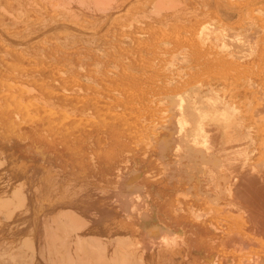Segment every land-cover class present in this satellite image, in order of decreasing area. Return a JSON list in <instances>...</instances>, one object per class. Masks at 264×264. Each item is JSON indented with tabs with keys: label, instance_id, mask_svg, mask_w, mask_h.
Listing matches in <instances>:
<instances>
[{
	"label": "rangeland",
	"instance_id": "obj_1",
	"mask_svg": "<svg viewBox=\"0 0 264 264\" xmlns=\"http://www.w3.org/2000/svg\"><path fill=\"white\" fill-rule=\"evenodd\" d=\"M41 1L42 0H0V21H2V25L4 26H0V41L3 43V48H0V101L4 102V104L1 105L6 111L9 110L16 114L14 107L6 102L20 99L23 100V103L27 104L29 101H32L35 106L37 105L35 109L37 114L40 115L35 128L42 134L41 137L25 138L17 141V150L22 160L20 163L22 172L19 178L15 179L16 181L13 183L19 188L21 198L24 196L29 198L33 202L35 209L37 208L43 211L36 220V232L31 236L15 237L10 234L7 229L0 226V264H121V262L123 264H264V0H173L174 3H178V1L181 2V5H178L179 7L174 5L177 7L176 9L174 7L169 8V2L171 0H166L169 3V5H167L168 7L166 6V1L162 3L165 4L167 10L168 8L171 10L167 11L165 8H162L166 10L164 12L163 10L160 12L159 10L161 9L160 1L162 0H115L114 3L117 2L120 8L125 11L128 10L126 7H132L130 11L133 10V6L135 5V12L132 11L130 13L128 11V13L126 11L125 14L123 10L120 9H117L116 12L106 11L113 0H111L112 2L107 0L106 4L104 0H98L95 3V5L98 3L96 7L92 4L94 1L87 0L88 4L86 6H89V12L92 11L90 12L92 14L89 18H81L77 11L74 10L68 12V17H60L61 12H64V8L70 9L79 2V0H64V2L63 0ZM134 1L135 4L132 3ZM152 1L153 3L155 2V4H153ZM151 3L156 5V7L151 6ZM58 4L61 7L58 6ZM124 4L126 6H124ZM152 7L158 8L160 13L157 12L154 15L155 11H153V14H151L150 9L153 10ZM96 8H98V10H96ZM172 9L175 10L172 11ZM215 9L217 11H215ZM119 11L121 12L119 13ZM137 12H141L142 14L140 13L141 15H139ZM173 13L175 14L173 15ZM110 14L112 15L111 18ZM33 16L34 18H32ZM96 16H106L109 18H106L107 21ZM142 23L144 25H142ZM205 23H211L209 26L211 27V32L207 29L208 24L206 25L207 27H205ZM114 24H116L117 30L115 33H112L111 27ZM50 25H52V27ZM171 25H174V27L176 26V28ZM202 25L203 28L201 27ZM252 25L254 26L252 27ZM50 28L51 30H49ZM154 28L158 29V31ZM173 28L175 30H172ZM178 28L181 29L178 30ZM186 28H189L188 30L190 31H187ZM198 28V32L201 35L197 33L199 35L197 38L196 32ZM95 29H97L98 32L100 30L99 34ZM163 29L165 32H169V29H171L170 32H173L172 35H170V32L167 34L164 32L162 34ZM194 29H196V32ZM256 30L258 33L255 32ZM180 31L186 32L182 33ZM91 32H93V36ZM194 32L195 36L192 35ZM245 32L248 33L246 34ZM239 33H244L246 36L244 34V37L243 35L240 36ZM31 34L33 35L32 38ZM178 34L182 38H180ZM186 34H188V36ZM5 35H11V37ZM155 35L157 40L156 38L152 39ZM159 35L161 36L159 37L160 41H158ZM164 35L165 37H162ZM166 35L170 37L166 38ZM173 35L177 37H171ZM33 37H35V39H33ZM183 37H185V40ZM189 37H191L190 40ZM20 38H23V40H20ZM172 38L179 39L169 40ZM182 39L184 41H182ZM218 39L224 42L223 45H226L224 46L225 48L220 47L222 41ZM152 40H154L153 46L150 45ZM188 40L190 46L187 43ZM191 40L194 42L204 41V47L202 42L194 44V42L191 43ZM140 41L143 46H140ZM162 42L166 43L165 48V44ZM239 42H241V44L244 42L242 44H245L244 47L242 45L240 46ZM233 43H239V45H234ZM137 44H139V47ZM178 44H181V47L180 45L178 46ZM191 44L197 47H195L196 51L193 55L189 51L192 47ZM196 44H198V46ZM217 45H219V47H217ZM123 47L128 48L133 53L131 59L125 56L123 50H120ZM172 48H174V50H171ZM243 52L246 53L243 54ZM174 53L176 55H174ZM181 53L182 55H180ZM208 53L209 55H207ZM230 53L231 56H229ZM138 54L140 55L139 57ZM177 54H179V56ZM237 55H240L242 58ZM180 56L181 58H179ZM232 56L240 59L238 60L240 65H229L228 62L233 60ZM140 57H142L141 59L143 60L139 62ZM46 59H48V61ZM149 61L152 64L148 63ZM168 63L171 64L170 66L174 71L170 68ZM163 64L165 65L164 67H167L166 69L163 67ZM29 65H31V67ZM26 66L29 68H26ZM215 68H227L226 73L228 81L234 79L237 82H248L254 85L251 91L252 95H250L249 99L252 102L255 100L257 101V103H253L255 106L254 112L256 116L258 115L257 120L258 118L260 120L258 130L255 123L250 118H246L243 115L238 116L239 125L237 129L240 131H236L233 138L228 137L229 139H225L223 144L219 141L217 145L218 148L216 153L217 156L220 157L218 160L221 161L218 163L219 167H215L216 169L213 168L210 170L207 166L202 167V165L193 166L190 165L186 159L181 160L175 158L173 152L177 151L178 148L175 144H171L170 148L168 147L165 150L163 157L162 154L159 153L161 152L159 148L149 145V139L144 133H138L133 136H114L109 133V129L106 128L110 127L109 123H111V121L95 119V105L93 102L97 100V97L105 99L107 96L110 97L119 94L118 91L120 87H122V89L129 87L127 88L128 90L132 89L135 85L138 88L135 86L134 92L136 93H134V95L138 94L137 96L142 97L146 94V97H150L149 99L154 102L152 103L153 109L157 106L159 109L163 107V111L162 109L160 111L158 108H155L163 113L165 109L168 108V111L163 113L164 115L172 113L171 108L176 99H174V97H177V95L187 96L192 93V88L190 87L194 85L202 91L206 90L209 86H213L215 96L223 98L226 105L236 109L237 106H234L228 96V90H233L235 87L233 85L228 86L226 84L227 81H224L223 78L217 75V72L214 73L212 69ZM158 69L160 72H157ZM169 69H171V74ZM183 69L187 71H182L181 73ZM55 70H57V72ZM122 70H124L125 73H123L124 71L121 72ZM165 70L166 72H164ZM241 70H244V72ZM198 71L202 72L200 73L201 75L198 74ZM205 73L209 74L208 77L207 74L204 75ZM185 74H187L186 77H184ZM188 75L190 77H188ZM191 77L194 78L192 79ZM163 78L165 79L164 82ZM180 78L185 81L187 80L186 88H184L186 83L180 80ZM154 79L157 82L154 81ZM150 80L151 82H149ZM166 80L168 85L165 83ZM176 81L178 82L174 85ZM69 83L70 86H68ZM113 86H116V89H114ZM172 86H174V88H172ZM165 87L167 90L163 91L166 89ZM32 88L34 92L29 93ZM169 88L172 89L170 90ZM177 88H179V90H177ZM194 88L195 86L193 89ZM137 89H139L138 92ZM157 89H163L162 92L165 93L164 95H167L169 99L166 98L167 96L162 95L163 93ZM169 90L170 93H168ZM174 91L175 93H173ZM148 92H152V94L148 96ZM159 93L161 94L159 95ZM153 94L159 96L152 98V96H154ZM161 95L166 99L161 97ZM80 97H82V100ZM157 97L158 99H156ZM164 99L165 101L167 100V104L164 103ZM165 104L167 105L166 107H164ZM155 109L151 111L158 115L159 112H155ZM103 110L101 111L102 113H100L101 116L110 113L108 108H104ZM163 114L160 113L158 117L163 116ZM236 114L238 115V110ZM260 114H262V117ZM97 123L98 125L100 124L99 127L96 126ZM83 126H85L86 129L84 135L80 137H76L73 134L70 137L65 136L66 131L79 132L80 129L84 128ZM98 132H100V140L97 138ZM212 136L215 137V133H207L204 144L201 146L204 147L203 150L205 149V152H209V148L213 146L214 142L212 141ZM236 140L238 141L236 142ZM261 145H263V147ZM223 150L225 153H222ZM227 158L232 161L228 162ZM241 160H243V163ZM11 167L12 165L6 160L5 154L0 151V172H6L10 170ZM201 168L204 169L205 173H203V169ZM213 170L216 171L214 172ZM215 173H217V175ZM207 175L210 176H208V178H211L210 181L212 185L218 186L219 189L212 192L209 197L205 196L206 198L203 197L198 199L194 195L198 192V187L203 183L202 180L204 177H207ZM223 175L227 177L224 178ZM179 180L183 182L180 188H183L185 185L192 187L186 194L183 190L180 193L172 190V187L179 185L177 183ZM6 182L9 183L11 181L7 179ZM241 182L245 183L243 184ZM127 184L135 186L141 193L135 190L132 195H127L129 193V189L126 187ZM243 185L245 188L242 187ZM229 189H231L230 192ZM136 192L143 196L136 195ZM237 192L239 193L237 194ZM124 196H128L126 197L127 199H125ZM136 196L137 198L144 197L147 203H145L142 198H139L141 203H138L139 200ZM117 199L121 202L119 203ZM131 199L132 203L136 204L133 206L136 207H131ZM48 201L55 203V206L48 207ZM215 201L216 203H213ZM11 204L7 203L5 204L6 206H1L2 208H7V210H5V208H3L4 210L2 208L0 209L1 224L9 223L8 215L13 213L12 211L16 210L17 207L24 210L23 204H21L22 207ZM123 204L125 207L122 206ZM121 207L124 213L121 211ZM67 209H71L72 211H68ZM148 209H150V212ZM63 211H65L67 215H63ZM69 212H72L73 218L76 217L72 219L74 222L76 221V224L71 220L72 216L68 218L70 216ZM128 212L132 214H128ZM136 214L139 219H135ZM194 215H196L197 218ZM63 216H66V218ZM61 217H63L67 223L63 218L61 219ZM5 219L7 220L5 221ZM135 220L136 222L139 220L140 223L139 221L136 223ZM146 220L149 221L147 222ZM69 221L71 223L73 222L76 226L78 224L80 228L78 226L74 227V230L77 229L74 232L73 229H70L74 224H71ZM83 221H86L85 224ZM145 221L147 222L146 224ZM81 222L83 224H81ZM64 223H66L67 230L65 229ZM157 223L158 225L152 226ZM241 224L242 226H239ZM28 225L29 220L24 218L19 226L25 229ZM144 226L146 228H149V226L150 228H154L155 233H153V231L146 234L144 230L146 228H144ZM157 228L159 229L157 230ZM68 230L73 232L69 233ZM159 230H162L164 234L161 233V235V231L159 232ZM80 231L81 233H79ZM138 231H141V233H139L143 240L139 239L140 234ZM159 235H161V239L158 238ZM171 236L172 239H170ZM222 236L223 238H221ZM89 237H93V239L96 238V240L90 241L93 239H89ZM25 238L27 241H24ZM120 238L124 239L125 242L123 240V243ZM237 238L239 239L237 240ZM147 239L154 243L156 242V246L151 242V244H148L150 247L149 250H146L145 246L148 245H142L145 242L144 240ZM173 239L174 241H171ZM21 240L22 243H20ZM139 240L143 241L142 244H140L141 242L138 243ZM227 240H229L230 243ZM118 241L122 243V247L119 245L120 243H118ZM127 241L131 243L127 244V246L129 247L128 249L132 250L128 253L129 257L132 256V259H128V255L125 254L129 252V250L127 251L126 249ZM147 241L146 243H149V241ZM157 241H162L163 243L160 242V245H163H158L159 242ZM248 241L252 242L249 243ZM176 243L178 245H175ZM21 244L24 245V247ZM75 244H77L76 246L78 249ZM139 244L141 246H138ZM132 245L134 246L132 247ZM101 246H104L105 249H103L105 253H103ZM137 246L139 248L141 247V249H137ZM223 246L226 247L224 248ZM229 247H232V249ZM99 249H102L103 254ZM123 250L125 253H122ZM134 250L138 251L135 253ZM120 252L127 259H123ZM141 252H143L142 255ZM94 253L96 255H94ZM141 256L143 257L141 258ZM133 257L134 259L136 258L137 261H134ZM115 258H117L119 262L116 261ZM129 261L130 263H128Z\"/></svg>",
	"mask_w": 264,
	"mask_h": 264
},
{
	"label": "bare ground",
	"instance_id": "obj_2",
	"mask_svg": "<svg viewBox=\"0 0 264 264\" xmlns=\"http://www.w3.org/2000/svg\"><path fill=\"white\" fill-rule=\"evenodd\" d=\"M43 1V0H42ZM41 1V2H42ZM75 1V0H74ZM92 1H94V3H92L93 5H95V3L98 1V0H92ZM105 1V4H106V1L107 0H104ZM104 1H102V2H104ZM111 1V0H110ZM114 1L115 0H113V2L109 5V7L107 8V12L108 11H114V12H116L117 11V9L119 10H123V9H121L120 8V5L116 2V3H114ZM129 1H131V0H129ZM144 1V0H143ZM160 1V0H159ZM165 1L166 0H162V1H160V8L161 9H159L160 10V12L163 10L162 8H167L168 6L167 5H169V3H170V5H169V8L170 7H174L175 9L177 8V7H179L180 5H181V2L180 1H178V3H174V1H176V0H171L169 3L166 1V6H165ZM173 1V2H172ZM215 1V0H214ZM23 2V1H22ZM50 2V1H49ZM48 2V3H49ZM63 2H64V0H63ZM62 2V3H63ZM66 2V1H65ZM139 2V1H138ZM162 2H164V3H162ZM230 2V1H229ZM241 2V1H240ZM58 3V2H57ZM132 3H134L135 4V1L134 2H132ZM145 3H147V2H145ZM152 3H153V1H152ZM151 3V4H152ZM215 3V2H214ZM231 3V2H230ZM236 3V2H235ZM243 3V2H242ZM88 3H87V0H81V2H80V0H79V2H77L73 7H71L70 9H68V8H64V12H61V15H60V17H68V12L69 11H71V10H74V11H77V13L80 15V17L81 18H89L90 16H91V14L92 13H90V12H92V11H90L89 12V6H86ZM98 4V3H97ZM96 4V5H97ZM101 4H103V3H101ZM108 4V3H107ZM121 4V3H120ZM126 4V3H125ZM124 4V6H126ZM153 4H155V2L153 3ZM151 5V6H155L156 7V5ZM163 4V5H162ZM173 4V5H172ZM249 4V3H248ZM27 5H28V3H27ZM70 5V4H69ZM68 5V6H69ZM96 5H95V7H96ZM128 5V4H127ZM174 5H177V7L176 6H174ZM179 5V6H178ZM58 6H60L59 4H58ZM58 6H57V8H58ZM103 6V5H102ZM108 6V5H107ZM121 6H123V5H121ZM133 6V5H132ZM135 6V5H134ZM134 6H133V10H131L130 11V9H132V7H126V8H128V10H126L127 12L129 11L130 13L132 12V11H134L135 12V10L136 9H134ZM164 6V7H163ZM61 7V6H60ZM104 7V6H103ZM152 7V9L153 10H151L150 9V11H151V14H153V11H155L154 12V15L158 12V13H160L159 12V10H158V8H153ZM56 8V7H55ZM168 8V10H171V9H169ZM181 8H182V6H181ZM239 8V7H238ZM93 9V8H92ZM156 9H157V11H156ZM175 9H172V11H174ZM184 9V8H183ZM96 10H98V8H96ZM167 10V9H166ZM166 10H163V12L164 11H166ZM167 10V11H168ZM126 11L125 10H123V12H124V14L126 13ZM138 11V10H137ZM149 11V12H150ZM177 11V10H176ZM189 11V10H188ZM215 11H217L216 9H215ZM236 11V10H235ZM4 12L6 13V11H5V9H4ZM100 12H102V11H100ZM111 12V13H112ZM121 11H119V13H120ZM128 12V13H129ZM196 12V11H195ZM240 12H242V11H240ZM137 13H139V15H141L142 13L141 12H137ZM141 13V14H140ZM206 13V12H205ZM239 13V12H238ZM95 14V13H94ZM146 14V13H145ZM175 13H173V15H174ZM203 14V13H202ZM215 14V13H214ZM10 15V14H9ZM70 15V14H69ZM111 15V14H110ZM109 15V16H110ZM11 16V15H10ZM115 16V15H114ZM143 16H144V14H143ZM96 17H98V18H103V20H107L109 17H99V16H96ZM112 17V15L110 16V18ZM136 17V16H135ZM32 18H34V16L32 17ZM31 18V19H32ZM107 18V19H106ZM117 18V17H116ZM118 18H120V17H118ZM121 18H125V17H121ZM48 19V18H47ZM237 19H239V18H237ZM262 19V18H261ZM102 20V21H103ZM133 20H134V18H133ZM132 20V21H133ZM194 20V19H193ZM214 20V19H213ZM221 20V19H220ZM108 21V20H107ZM137 21V20H136ZM224 21V20H223ZM222 21V22H223ZM262 21V20H261ZM104 22H106V21H104ZM135 22V21H134ZM137 22H139V21H137ZM205 22V21H204ZM207 22V21H206ZM211 22V21H210ZM214 22V21H213ZM99 23H100V21H99ZM98 23V24H99ZM108 23V22H107ZM110 23V22H109ZM140 23V22H139ZM138 23V24H139ZM168 23V22H167ZM212 23V22H211ZM210 23V24H211ZM231 23V22H230ZM26 24V23H25ZM38 24V23H37ZM52 24V23H51ZM61 24V23H60ZM63 24H66V23H63ZM97 24V25H98ZM141 24V23H140ZM196 24V23H195ZM202 24V23H201ZM204 24V23H203ZM208 23H205V27H207L206 25H207ZM210 24H208V27L210 26ZM221 24V23H220ZM224 24V23H223ZM28 25V24H27ZM57 25V24H56ZM67 25V24H66ZM111 25V24H110ZM142 25H144L143 23H142ZM199 25V24H198ZM235 25V24H234ZM0 26H3L2 25V21H0ZM51 27H52V25H50ZM53 26H55V25H53ZM131 26V25H130ZM169 26V25H168ZM172 26V25H171ZM182 26V25H181ZM186 26V25H185ZM191 26V25H190ZM200 26V25H199ZM198 26V27H199ZM212 26V25H211ZM220 26V25H219ZM254 25H252V27H253ZM4 27V26H3ZM65 27H67V26H65ZM99 27V26H98ZM104 27V26H103ZM106 27H107V25H106ZM123 27H125V26H123ZM123 27H122V29H123ZM147 27V26H146ZM150 27V26H149ZM166 27H167V25H166ZM165 27V28H166ZM170 27V26H169ZM172 27H174V25L172 26ZM184 27V26H183ZM189 27V26H188ZM202 28H203V25L201 26ZM204 27V28H205ZM207 27V29H209V31H210V28L211 27H209L208 28ZM60 28H63V27H60ZM70 28H71V26H70ZM89 28V27H88ZM94 28V27H93ZM97 28V27H96ZM130 28V27H129ZM156 28H158V27H156ZM162 28V27H161ZM174 28H176V26L174 27ZM172 29V30H175V29ZM190 28V27H189ZM188 28V29H189ZM200 28V27H199ZM199 28H198V30H197V32L195 31L196 29H194V31L196 32V34L197 33H199L198 31H199ZM201 28V29H202ZM220 28V27H219ZM233 28V27H232ZM259 28V27H258ZM64 29V28H63ZM79 29V28H78ZM91 29V28H90ZM98 29V28H97ZM97 29H95V30H97ZM105 29V28H104ZM111 31H112V33H115V31L117 30V27H116V24H114L112 27H111ZM155 29V28H154ZM154 29H152V30H154ZM181 28H178V30H180ZM185 29V28H184ZM187 29V28H186ZM187 29V31H190V30H188ZM200 29V30H201ZM206 29V28H205ZM215 29H217V28H215ZM226 29V28H225ZM228 29V28H227ZM257 29V28H256ZM49 30H51V28L49 29ZM68 30V29H67ZM84 30V29H83ZM102 30H103V28H102ZM101 30V31H102ZM107 30V29H106ZM155 30H157L158 31V29H155ZM170 31H171V29H169ZM204 30V29H203ZM243 30V29H242ZM258 30V29H257ZM257 30L255 31V32H257ZM2 31V30H1ZM40 31V30H39ZM48 31V30H47ZM46 31V32H47ZM81 31V30H80ZM92 31H94V30H92ZM108 31H109V29H108ZM147 31V30H146ZM148 31H150V30H148ZM161 31V30H160ZM167 31H168V29H167ZM169 31V32H170ZM177 31V30H176ZM176 31H174V32H176ZM212 31V30H211ZM210 31V32H211ZM214 31V30H213ZM217 31V30H216ZM223 31V30H222ZM230 31V30H229ZM235 31V30H234ZM36 32V31H35ZM42 32H44V31H42ZM98 34H99V32H100V30H99V32H98V30L96 31ZM142 32H144V31H142ZM162 32V31H161ZM160 32V33H161ZM165 32V30L163 29V32H162V34ZM169 32H165V34H167V33H169ZM178 32V31H177ZM180 32H182V33H185V32H183V31H180ZM191 32H193V31H191ZM195 32H194V34H192V35H194L195 36ZM240 32V31H239ZM38 33V32H37ZM40 33V32H39ZM69 33V32H68ZM92 33L93 32H91V35H92ZM171 34L170 35H172V33L173 32H170ZM190 33V32H189ZM207 33H208V31H207ZM221 33H223V32H221ZM246 33V32H245ZM248 33V32H247ZM246 33V34H247ZM258 33V32H257ZM79 34V33H78ZM123 34V33H122ZM157 34H158V32H157ZM176 34V33H175ZM218 34V33H217ZM235 34V33H234ZM240 34V36L241 35H243V34H241V33H239ZM246 34H244L245 36H246ZM2 35H3V33H2ZM34 35H36V34H34ZM41 35H42V33H41ZM79 35H82V34H79ZM132 35V34H131ZM169 35V34H168ZM179 35V34H178ZM187 36H188V34H186ZM199 35H201L200 33H199ZM199 35L197 34L196 36H197V38L199 37ZM224 35V34H223ZM226 35V34H225ZM231 35H233V34H231ZM230 35V36H231ZM244 35H243V37H244ZM5 36H9V35H5ZM16 36V35H15ZM32 34H31V38H32ZM89 36V35H88ZM93 36V35H92ZM149 36L151 37V35L149 34ZM167 36V35H166ZM180 36V35H179ZM183 36V35H182ZM190 36V35H189ZM204 36V35H203ZM209 36V35H208ZM214 36V35H213ZM218 36V35H217ZM222 36V35H221ZM9 37H11V35L9 36ZM36 37V36H35ZM35 37H33V39H35ZM159 37H161L160 35L158 36V38ZM162 37H165V35L164 36H162ZM168 37H170V36H167L166 38H168ZM171 37H177V36H175V35H173V36H171ZM191 37H193V36H191ZM191 37H189V40L191 39ZM211 37V36H210ZM3 38V37H2ZM6 38V37H5ZM134 38H135V36H134ZM154 38H156V40H157V37H156V35H155V37H152V39H154ZM180 38H182L181 36H180ZM184 38V40H185V37H183ZM196 38V37H195ZM207 38V37H206ZM223 38H224V36H223ZM222 38V39H223ZM247 38V37H246ZM32 39V40H33ZM136 39V38H135ZM147 39H148V37H147ZM151 39V38H150ZM165 39V38H164ZM173 39H175V38H172V39H169V40H173ZM179 39V38H178ZM178 39H175V40H178ZM193 39V38H192ZM201 39V38H200ZM209 39V38H208ZM207 39V40H208ZM1 40V39H0ZM20 40H23V38L21 39L20 38ZM31 40V39H30ZM37 40V39H36ZM137 40V39H136ZM155 40V41H156ZM183 39H182V41H184ZM189 40H188V45L190 44V42H189ZM210 40V39H209ZM209 40H208V42H209ZM218 40H220V41H222L221 39H218ZM245 40V39H244ZM7 41H10V40H7ZM150 41V40H149ZM158 41H160V38H159V40ZM196 41V40H195ZM213 41H215V40H213ZM231 41V40H230ZM26 42V41H25ZM141 42V41H140ZM139 42V43H140ZM146 42V41H145ZM177 42V41H176ZM194 41L193 40H191V43H193ZM200 42V41H199ZM199 42H194V44L195 43H199ZM202 42V41H201ZM200 42V43H201ZM204 42V41H203ZM203 42H202V45H203V47H204V44H203ZM232 42V41H231ZM236 42V41H235ZM234 42V43H235ZM247 42V41H246ZM245 42V43H246ZM251 42V41H250ZM28 43V42H27ZM26 43V44H27ZM99 43V42H98ZM154 43V40H152V43L150 44V45H152ZM163 44H165L164 45V48H165V46H166V43H164V42H162ZM161 43V44H162ZM179 43V42H178ZM212 43H214V42H212ZM215 43H217L216 41H215ZM223 41H222V45L220 46V47H224V46H226V45H223ZM226 43V42H225ZM233 43V44H234ZM240 43V46L244 43H242L241 44V42H239ZM239 43H236V44H234V45H239ZM25 44V43H24ZM47 44V43H46ZM123 44V43H122ZM148 44V43H147ZM158 44H160V43H158ZM182 44V43H181ZM181 44H178V46L180 45V47H181ZM227 44H228V42H227ZM232 44V45H233ZM15 45V44H14ZM21 45V44H20ZM19 45V46H20ZM102 45V44H101ZM124 45V44H123ZM139 44H137V46H138ZM146 45V44H145ZM149 45V44H148ZM184 45H185V43H184ZM197 46H198V44H196ZM245 45V44H244ZM244 45H242L243 47H244ZM253 45V44H252ZM22 46H23V43H22ZM27 46V45H26ZM107 46V45H106ZM140 46H143V44H142V42H141V44H140ZM153 46V45H152ZM159 46V45H158ZM177 46V45H176ZM176 46H175V48H176ZM177 46V47H178ZM186 46V45H185ZM190 46V45H189ZM191 48L189 49V51H190V53L193 55V53H195V51H196V46L195 45H192L191 44ZM231 46V45H230ZM229 46V47H230ZM139 47V46H138ZM174 47V46H173ZM196 47V48H195ZM217 47H219V45H217ZM228 47V48H229ZM251 47V46H250ZM263 47H264V45H263ZM0 48H3V43H2V41H0ZM171 48V47H170ZM225 48V47H224ZM223 48V49H224ZM231 48V47H230ZM233 48V47H232ZM252 48V47H251ZM156 49H158V48H156ZM155 49V50H156ZM182 49V48H181ZM207 49V48H206ZM210 49V48H209ZM208 49V50H209ZM233 49H235V48H233ZM241 49H242V47H241ZM254 49V48H253ZM120 50H123L124 52H125V56L127 57V58H129V59H131L132 57H133V53L128 49V48H121ZM146 50V49H145ZM150 50H151V48H150ZM171 50H174V48H172ZM198 50V49H197ZM226 50V49H225ZM99 51H100V49H99ZM147 51V50H146ZM157 51V50H156ZM165 51V50H164ZM222 51V50H221ZM241 51H244V50H241ZM251 51V50H250ZM171 52V51H170ZM185 52V51H184ZM200 52V51H199ZM198 52V53H199ZM203 52H205V51H203ZM210 52V51H209ZM152 53V52H151ZM176 53H178V52H176ZM180 53V52H179ZM186 53V52H185ZM219 53V52H218ZM224 53V52H223ZM229 53V52H228ZM246 52H243V54H245ZM253 53V52H252ZM3 54V53H2ZM20 54V53H19ZM163 54H165V53H163ZM197 54V53H196ZM205 54V53H204ZM203 54V55H204ZM217 54V53H216ZM233 54V53H232ZM250 55H252L251 53H249ZM162 55V54H161ZM174 55H176L175 53H174ZM173 55V56H174ZM178 56H179V54H177ZM180 55H182V53L180 54ZM207 55H209V53L207 54ZM227 55V54H226ZM234 55V54H233ZM55 56V55H54ZM124 56V57H125ZM140 55L138 54V57H139ZM142 56V55H141ZM153 56V55H152ZM159 56H160V54H159ZM158 56V57H159ZM166 56V55H165ZM201 56V55H200ZM213 56V55H212ZM229 56H231V53L229 54ZM237 56H240V55H237ZM120 57H121V54H120ZM143 57V56H142ZM142 57H140L139 59V62L141 61V60H143V59H141ZM168 57V56H167ZM202 57V56H201ZM204 57V56H203ZM214 57V56H213ZM212 57V58H213ZM241 57V56H240ZM249 57V56H248ZM179 58H181V56L179 57ZM217 58H219V57H217ZM225 58V57H224ZM232 58H233V60H230L228 63H229V65L231 66L232 64H233V66L234 65H240V62L238 61V60H240L238 57H233L232 56ZM235 58V59H234ZM242 58V57H241ZM31 59V58H30ZM81 59V58H80ZM136 59V58H135ZM134 59V60H135ZM161 59V58H160ZM208 59V58H207ZM221 59V58H220ZM33 60V59H32ZM47 61H48V59H46ZM156 60H159V59H156ZM162 60V59H161ZM160 60V61H161ZM163 60H165V59H163ZM169 60V59H168ZM182 60H184V59H182ZM217 60V59H216ZM237 60V61H236ZM155 61V60H154ZM180 61H181V59H180ZM226 61V60H225ZM138 62V61H137ZM167 62H169V61H167ZM184 62V61H183ZM182 62V63H183ZM148 63H150V61L148 62ZM154 63V62H153ZM160 63V62H159ZM162 63H163V61H162ZM170 63V62H169ZM168 63V64H169ZM212 63V62H211ZM210 63V64H211ZM222 63V62H221ZM226 63V62H225ZM20 64V63H19ZM140 64V63H139ZM142 64V63H141ZM150 64H152V63H150ZM194 64V63H193ZM219 64V63H218ZM217 64V65H218ZM258 64V63H257ZM171 64H169V66H170ZM185 65V64H184ZM189 65V64H188ZM221 65V64H220ZM259 65V64H258ZM258 65H257V67H258ZM30 67H31V65H29ZM125 66V65H124ZM147 66H149V65H147ZM146 66V67H147ZM152 66H154V65H152ZM165 65L163 64V67H164ZM168 66V65H167ZM219 66V65H218ZM227 66V65H226ZM262 66V65H261ZM24 67V66H23ZM34 67V66H33ZM58 67V66H57ZM127 67V66H126ZM149 67H151V66H149ZM189 67H190V65H189ZM213 67V66H212ZM26 68H29V67H27L26 66ZM37 68V67H36ZM41 68V67H40ZM61 68V67H60ZM59 68V69H60ZM129 68V67H128ZM165 69L167 68V67H164ZM170 68H172L171 66H170ZM200 68V67H199ZM25 69V68H24ZM23 69V70H24ZM57 69V68H56ZM156 69V68H155ZM179 69H180V67H179ZM207 69V68H206ZM226 69L227 68H219V69H217V68H215V69H212V71L214 72V73H216L217 72V75H219L221 78H223V80L224 81H227L226 82V84L229 86V85H233L234 87H235V89H233V90H228V92H229V94H228V96H229V100H231L232 101V103L234 104V106L236 107V109L238 110V115L236 114L237 113V110L235 109V108H230L228 105H226L225 103H224V99L223 98H221V97H216L215 96V91H213V86H209L206 90H201V89H198L197 87H196V85H194L195 86V88L193 89V87L191 86L190 88H192V93H193V95H192V93H190V94H188L187 96H178L177 94V97L175 96L174 97V99H175V101L173 102L174 104H173V107L171 108V111H172V113L171 114H169V115H164L163 113L165 112V111H168L167 109L168 108H166L165 109V111L162 113V112H159L158 110H156L155 108H158V106L157 107H155L154 109H155V112L156 111H158L159 112V114L161 113V114H163V116H161V117H158L159 116V114L158 115H156L153 111H151V110H154L153 109V105H152V103H154L153 101H151L149 98H147L146 97V94H145V96H142V97H139V96H137L136 94L134 95V93H136V92H134L135 90V88L137 87L136 85V87L134 86L132 89H128L127 90V88H129V87H125L126 89H122V87H120V90L118 91V93L119 94H115V95H113V96H110V97H106L105 99H103V98H98L97 97V100L96 101H94L93 103H94V105H95V109H94V111H95V119H99V120H102V119H105V120H107V121H111V123H109V125H110V127H106L107 129H109V133H111V134H113L114 136H118V137H121V136H123V135H129V136H133V135H137L138 133L140 134V133H144L146 136H147V138L149 139V145L150 146H152V147H155V148H159L160 150H161V152H159V153H161L162 154V156L164 157V153H165V150L169 147L170 148V145L172 144H175L178 148H177V151H175V152H173V155L175 156V158H177V159H181V160H183V159H186L187 161H188V163L190 164V165H193V166H197V165H202V167H208L210 170L211 169H213V168H215V167H219V165H218V163L221 161H219L218 160V158H220V157H218L217 156V153H216V150H217V145H218V143H219V141H220V143H222L223 144V141L225 140V139H229L228 137H231V138H233L234 136H235V133H236V131H240V130H238L237 128H238V125H239V121H238V116L239 115H243V116H245L246 118H250L254 123H255V125H256V128L259 130V122H260V120H259V118H258V120H257V116H256V114H255V106H254V102L255 103H257V101L255 100L254 102H252V101H250V99H249V97H250V95H252L251 94V91H252V89H253V84H251V83H248V82H237L236 80H234V79H230L229 81H228V77H227V73H226ZM161 70V69H160ZM170 70V74H171V69H169ZM169 70H167V71H169ZM172 70L174 71V69L172 68ZM203 70V69H202ZM22 71V70H21ZM56 72H57V70H55ZM124 70H122L121 72H123ZM180 71V70H179ZM182 71H187V70H181V73H182ZM189 71V70H188ZM192 71V70H191ZM190 71V72H191ZM209 71V70H208ZM207 71V72H208ZM242 71V70H241ZM143 72V71H142ZM157 72H160L159 71V69L157 70ZM164 72H166V70L164 71ZM193 72H194V70H193ZM199 73L198 74H200V73H202V72H200V71H198ZM242 72H244V70L242 71ZM15 73V72H14ZM61 73V72H60ZM123 73H125V71L123 72ZM133 73V72H132ZM131 73V74H132ZM212 73V72H211ZM210 73V74H211ZM138 74V73H137ZM146 74H147V72H146ZM161 74H162V72H161ZM177 74H178V72H177ZM176 74V75H177ZM180 74V73H179ZM197 74V73H196ZM207 74V77H208V73H205L204 75H206ZM234 74V73H233ZM73 75V74H72ZM148 75V74H147ZM147 75H146V77H147ZM166 75V74H165ZM186 75L187 74H185V76L184 77H186ZM194 75V74H193ZM201 75V74H200ZM60 76V75H59ZM135 76V75H134ZM172 76V75H171ZM182 76H183V74H182ZM71 77V76H70ZM77 77V76H76ZM149 77H150V75H149ZM179 77V76H178ZM177 77V78H178ZM188 77H190L189 75H188ZM197 77H198V75H197ZM235 77V76H234ZM152 78V77H151ZM160 78V77H159ZM159 78H157V79H159ZM170 78V77H169ZM175 78H176V76H175ZM192 78V77H191ZM190 78V79H191ZM194 78V77H193ZM192 78V79H193ZM236 78V77H235ZM68 79V78H67ZM83 79V78H82ZM156 79V78H155ZM154 79V81H156ZM189 79V80H190ZM196 79V78H195ZM202 79V78H201ZM243 79V78H242ZM43 80V79H42ZM69 80V79H68ZM72 80V79H71ZM161 80V79H160ZM164 78H163V82H164ZM169 80H171V79H169ZM180 80H182V81H184L185 83H186V81L185 80H183L182 78H180ZM197 80V79H196ZM198 80H200V79H198ZM251 80V79H250ZM40 81H41V79H40ZM61 81V80H60ZM75 81V80H74ZM62 82V81H61ZM77 82V81H76ZM75 82V83H76ZM149 82H151V80L149 81ZM157 82V81H156ZM167 82V80L165 81V83ZM172 82V81H171ZM171 82H168V83H171ZM178 81H176L175 83H174V85L177 83ZM184 82H182V83H184ZM196 82V81H195ZM74 83V82H73ZM80 83V82H79ZM82 83V82H81ZM181 83V84H182ZM199 83V82H198ZM78 84V83H77ZM145 84V83H144ZM158 84V83H157ZM167 84V83H166ZM11 85V84H10ZM71 85H72V83H71ZM87 85V84H86ZM89 85V84H88ZM168 85V84H167ZM68 86H70V83H69V85ZM67 86V87H68ZM117 86V85H116ZM116 86H113L114 87V89H116L115 87ZM154 86V85H153ZM153 86H152V88H153ZM163 86V85H162ZM178 86V85H177ZM186 86H187V83L185 84V86H184V88H186ZM201 86V85H200ZM168 87V86H167ZM171 87V86H170ZM179 87H180V85H179ZM206 87V86H205ZM95 88V87H94ZM110 88H111V86H110ZM118 88V87H117ZM138 88V87H137ZM157 88V87H156ZM166 88V87H165ZM172 88H174V86H172ZM171 88V89H172ZM181 88V87H180ZM202 88V87H201ZM13 89V88H12ZM79 89V88H78ZM139 89H141V88H139ZM139 89H137V92H138V90ZM170 89V88H169ZM170 89V90H171ZM49 90V89H48ZM47 90V91H48ZM51 90V89H50ZM81 90V89H80ZM143 90V89H142ZM157 90H159V89H157ZM163 90V89H162ZM162 90H159V91H161V93H163L162 92ZM167 90V88L165 89V90H163V91H166ZM170 90L168 91V93H170ZM177 90H179V88H177ZM183 90V89H182ZM28 91V90H27ZM64 91H65V89H64ZM98 91V90H97ZM141 91V90H140ZM139 91V92H140ZM149 91V90H148ZM151 91V90H150ZM189 91V90H188ZM223 91H224V89H223ZM30 92H34V89L32 88V90L31 91H29V93ZM52 92V91H51ZM55 92V91H54ZM68 92V91H67ZM115 92V91H114ZM142 92V91H141ZM154 92V91H153ZM158 92V91H157ZM156 92V93H157ZM20 93V92H19ZM27 93V92H26ZM117 93V92H116ZM155 93V92H154ZM161 93H159V95L161 94ZM173 93H175V91L173 92ZM224 93V92H223ZM260 93V92H259ZM28 94V93H27ZM58 94H59V92H58ZM108 94V93H107ZM121 94V95H120ZM141 94V93H140ZM144 94V93H143ZM149 94L151 95L152 94V92H148V96H149ZM165 93H163L162 95H164ZM167 94V93H166ZM224 94H226V93H224ZM223 94V95H224ZM154 95V94H153ZM159 95H157V94H155L154 96H152V98H155V96H159ZM161 95V97H163ZM89 96H91V95H89ZM94 96V95H93ZM98 96V95H97ZM164 96H167V95H164ZM172 96V95H171ZM262 96V95H261ZM87 97V96H86ZM94 97H96V96H94ZM264 97V96H263ZM81 98V100H82V97H80ZM79 98V99H80ZM160 98V97H159ZM163 98H165V97H163ZM167 99H169V97L167 96L166 97ZM165 98V99H166ZM83 99H85V98H83ZM156 99H158V97L156 98ZM165 99H164V101H165ZM171 100H173V99H171ZM262 100V99H261ZM158 101V100H157ZM160 101V100H159ZM167 101V100H166ZM166 101L164 102V103H166ZM27 102V101H26ZM40 102V101H39ZM162 102V101H161ZM263 102V101H262ZM7 104H10L11 106H13L14 107V110H15V112H16V114H14V113H12V112H10L9 110L8 111H6L5 110V108H3V106L1 105V104H4V102L3 101H0V151L1 152H3V154H5V156H6V160L12 165V167H11V169L10 170H8V171H6V172H0V209L2 208L1 206H6L5 204H7V203H9V204H16L17 206L19 205V206H21V204H23V207H24V210H22L20 207H17L16 208V210H13L12 212L13 213H10L8 216V218H9V223H6V224H1V222H0V226H2V227H4V229H7L9 232H10V234H12L13 236H15V237H17V236H24V237H26V236H31V235H33L35 232H36V220L39 218V216H40V214L43 212L42 210H40V209H35L34 208V204H33V202L29 199V198H27V197H23L24 198V200H23V198H21V194H20V190H19V188L13 183L14 181H16L15 179H17V178H19V176L21 175V172H22V170H21V168H20V163H21V157H20V155H19V152H18V150H17V141H19V140H23V139H25V138H37V137H41L42 136V134H40V132H39V130H37V128H35V126H36V122L39 120V116L40 115H38L37 114V112H36V109H35V107L37 106H35L34 104H33V102L32 101H29L27 104H25V103H23V100H20V99H16V100H12L11 102H6ZM157 103H159V102H157ZM228 103V102H227ZM161 104H163V103H161ZM167 104V103H166ZM165 104V106L164 107H166L167 105ZM155 105V104H154ZM159 105V104H158ZM258 105V104H257ZM162 106V105H161ZM160 106V107H161ZM10 108V107H9ZM104 108H108L109 109V111H110V113L109 114H104V115H100V113H102L101 111L104 109ZM163 107H161L159 110L161 111V109H162ZM46 109V108H45ZM146 109V110H145ZM259 110V109H258ZM104 111V110H103ZM108 111V112H109ZM162 111H163V109H162ZM260 111V110H259ZM169 112H170V109H169ZM105 113H106V111H105ZM259 113V112H258ZM262 114H263V112H262ZM262 114H260L261 115V117H262ZM259 115V116H260ZM38 116V117H37ZM104 116V117H103ZM106 117H109V118H106ZM264 117V116H263ZM71 118V117H70ZM95 122V121H94ZM96 126H100V124L98 125V123H97V125ZM84 128H82V129H80V131L79 132H65V136L66 137H70V136H72V134L74 135V136H76V137H80V136H82V135H84V133H85V126H83ZM248 127V126H247ZM247 129V128H246ZM250 129V128H249ZM68 130V129H67ZM70 131V130H69ZM246 131V130H245ZM244 131V132H245ZM81 132V133H80ZM209 132H213V133H215V137H213L212 136V141L214 142L213 143V146L211 147V148H209V152H205L204 150H203V148L204 147H201L202 146V144H204V141H205V138H206V135H207V133H209ZM256 132V131H255ZM67 133V134H66ZM76 133V134H75ZM100 132H98V139L100 140V138L101 137H99V134ZM238 133V132H237ZM257 133V132H256ZM77 134H79V135H77ZM238 135V134H237ZM240 137V136H239ZM144 139V138H143ZM236 139V138H235ZM247 139V138H246ZM245 139V140H246ZM90 140V139H89ZM104 140V139H103ZM145 140V139H144ZM146 141V140H145ZM232 141V140H231ZM234 141V140H233ZM238 140H236V142H237ZM251 141V140H250ZM253 141V140H252ZM241 142V141H240ZM139 143H141V142H139ZM206 143V142H205ZM235 143V142H234ZM264 143V142H263ZM136 144V143H135ZM227 144V143H226ZM207 145V144H206ZM220 145V144H219ZM260 145V144H259ZM225 146V145H224ZM262 147H263V145H261ZM234 147V146H233ZM224 148V147H223ZM235 148V147H234ZM172 149V148H171ZM228 149V148H227ZM173 150V149H172ZM228 150H231V149H228ZM169 151H171V150H169ZM246 152V151H245ZM222 153H225L224 152V150H223V152ZM227 153H229V152H227ZM243 154H245V153H243ZM247 155V154H246ZM245 157V156H244ZM243 157V158H244ZM161 158V157H160ZM224 158V157H223ZM246 158V157H245ZM228 159V162L229 161H232V160H230L229 158H227ZM127 160V159H126ZM180 160V161H181ZM218 161V162H217ZM223 161H225V160H223ZM222 161V162H223ZM242 161V163H243V160H241ZM4 162V161H3ZM2 162V163H3ZM258 163V162H257ZM224 164H225V162H224ZM228 164V163H227ZM247 164V163H246ZM245 164V165H246ZM253 164V163H252ZM218 165V166H217ZM221 165V164H220ZM244 165V164H243ZM249 165V164H248ZM229 167V166H228ZM255 167H257V166H255ZM242 168H244V167H242ZM241 168V169H242ZM248 168V167H247ZM249 168H251V167H249ZM259 168V167H258ZM260 168H261V166H260ZM179 169V168H178ZM201 169H203V168H201ZM206 169V168H205ZM216 169V168H215ZM240 169V170H241ZM132 170V169H131ZM209 170V171H210ZM185 171V170H184ZM193 171V170H192ZM195 171V170H194ZM202 171V170H201ZM214 172L216 171V170H213ZM212 171V172H213ZM235 171V170H234ZM243 171V170H242ZM252 172V171H251ZM130 173V172H129ZM203 173H205L204 172V169H203ZM218 173V172H217ZM217 173H215L216 175H217ZM245 173V172H244ZM133 174V173H132ZM135 174V173H134ZM225 174V173H224ZM227 174V173H226ZM230 174V173H229ZM167 175V174H166ZM219 175V174H218ZM238 175H239V173H238ZM127 176V175H126ZM130 176V175H129ZM138 176V175H137ZM161 176V175H160ZM208 176L209 175H207V177H204L203 178V183L198 187V192L194 195L196 198H198V199H201V198H203V197H205V196H208L209 197V195L212 193V192H214L216 189H219L218 188V186H216V185H212V182L210 181V179L211 178H208ZM135 177H136V175H135ZM210 177V176H209ZM214 177V176H213ZM223 177H224V175H223ZM227 176L225 175V177L224 178H226ZM247 177V176H246ZM36 178V177H35ZM132 178H134V177H132ZM170 178H171V176H170ZM223 178V179H224ZM10 180L11 182H9V183H7L6 182V180ZM37 179V178H36ZM130 179H131V177H130ZM175 179V178H174ZM216 179V178H215ZM222 179V180H223ZM252 179V178H251ZM232 180V179H231ZM234 180H236V179H234ZM134 181V180H133ZM187 181V180H186ZM250 181H252V180H250ZM229 182V181H228ZM19 183V182H18ZM128 183H129V181H128ZM177 183L179 184L178 186L176 185V186H174V187H172V190H175L176 192H181L182 190H183V192H185V194L187 193V192H189L190 190H191V186H189V185H185L183 188H180L181 186H182V181L181 180H179V181H177ZM232 183H233V181H232ZM241 183H245V182H241ZM20 184V183H19ZM90 184V183H89ZM116 184V183H115ZM188 184V183H187ZM216 184V183H215ZM254 184V183H253ZM218 185V184H217ZM255 185V184H254ZM72 186V185H71ZM262 186H263V184H262ZM47 187V186H46ZM83 187V186H82ZM87 187V186H86ZM91 187V186H90ZM89 187V188H90ZM99 187V186H98ZM128 189H129V193L127 194V195H132L134 192H135V190H137V188L135 187V186H132V185H129V184H127V186H126ZM138 187V186H137ZM235 187V186H234ZM242 187H244L245 188V186L243 185ZM259 187V186H258ZM40 188V187H39ZM56 188V187H55ZM84 188V187H83ZM88 188V189H89ZM96 188V187H95ZM143 188V187H142ZM21 189V188H20ZM38 189V188H37ZM50 189V188H49ZM97 189V188H96ZM177 189V190H176ZM82 190V189H81ZM87 190V189H86ZM99 190V189H98ZM116 190V189H115ZM76 191V190H75ZM101 191V190H100ZM114 191V190H113ZM138 191V190H137ZM231 191V189H229V192ZM260 191V190H259ZM78 192H80V191H78ZM139 193H141L140 191H138ZM221 192V191H220ZM224 192V191H223ZM81 193V192H80ZM137 193V192H136ZM139 193H137L136 195H138V196H143V195H139ZM216 193V192H215ZM227 193H228V191H227ZM239 192H237V194H238ZM184 194V193H183ZM229 194V193H228ZM117 195V194H116ZM135 195V194H134ZM182 195V194H181ZM180 195V196H181ZM219 195V194H218ZM63 196V195H62ZM184 196H186V195H184ZM215 196V195H214ZM213 196V197H214ZM125 197V199H127L126 197H128V196H124ZM207 197V198H208ZM211 197V196H210ZM220 197V196H219ZM253 197V196H252ZM131 198V197H130ZM136 198H137V196H136ZM136 198H135V200H136ZM140 199L142 198L143 200H144V197H139ZM139 198H137L138 200H139ZM184 198H186V197H184ZM188 198V197H187ZM206 198V197H205ZM212 198V197H211ZM215 198V197H214ZM217 198H218V196H217ZM122 199H124V198H122ZM129 199V198H128ZM147 199V198H146ZM213 199V198H212ZM216 199V198H215ZM117 200H119V199H117ZM134 200V199H133ZM210 200V199H209ZM126 201V200H125ZM130 201V200H129ZM128 201V202H129ZM145 201V203H147L146 202V200H144ZM117 202V201H116ZM121 201L119 200V203H120ZM131 203H132V199H131V201H130ZM136 202H137V200H136ZM138 203H141L140 202V200L138 201ZM210 203V202H209ZM213 203H216V201L215 202H213ZM11 204V205H12ZM129 204V203H128ZM207 204V203H206ZM130 205V204H129ZM133 205H136V204H134V203H132V206L131 207H136V206H133ZM142 205V204H141ZM148 205H149V203H148ZM204 205H205V203H204ZM210 205H211V203H210ZM234 205V204H233ZM15 206V205H14ZM47 206L48 207H54L55 206V203H53V202H49L48 201V203H47ZM122 206H124L125 207V205L123 204ZM191 206V205H190ZM207 206H209V205H207ZM239 206V205H238ZM241 206V205H240ZM22 207V206H21ZM68 207V206H67ZM130 207V206H129ZM148 207V206H147ZM222 207V206H221ZM3 208H5V207H3ZM2 208V209H3ZM15 208V207H14ZM38 208H40V207H38ZM65 208V207H64ZM128 208V207H127ZM141 208V207H140ZM139 208V209H140ZM155 208V207H154ZM223 208H224V206H223ZM230 208V207H229ZM229 208H228V211H229ZM237 208H239V207H237ZM121 209V211H123L122 210V207L120 208ZM233 209V208H232ZM4 210V209H3ZM5 210H7V208H5ZM10 210V209H9ZM8 210V211H9ZM60 210H64V209H60ZM68 211L69 210H71V209H67ZM76 210V209H75ZM126 210V209H125ZM147 210V209H146ZM150 209H148V211H149ZM189 210H190V208H189ZM202 210V209H201ZM241 210V209H240ZM239 210V211H240ZM251 210V209H250ZM7 211V212H8ZM11 211V210H10ZM66 211V210H65ZM65 211H63V215H67V214H65ZM72 211V210H71ZM137 211V210H136ZM141 211V210H140ZM139 211V212H140ZM198 211V210H197ZM204 211V210H203ZM226 211H227V208H226ZM6 212V213H7ZM53 212V211H52ZM150 212V211H149ZM148 212V213H149ZM152 212V211H151ZM208 212V211H207ZM206 212V213H207ZM210 212H212V211H210ZM215 212V211H214ZM221 212V211H220ZM9 213V212H8ZM46 213V212H45ZM48 213V212H47ZM55 213V212H54ZM66 213H68V212H66ZM70 213V212H69ZM72 213V212H71ZM70 213V216L68 217V218H70L71 216H72V214ZM123 213H124V211H123ZM130 212H128V214H129ZM191 213V212H190ZM222 213V212H221ZM228 213V212H227ZM229 213H230V211H229ZM53 214V213H52ZM127 214V213H126ZM125 214V215H126ZM130 214H132V213H130ZM140 214H141V212H140ZM193 214V213H192ZM201 214V213H200ZM199 214V215H200ZM44 215H46V214H44ZM60 216H62L61 214H59ZM148 215V214H147ZM154 215V214H153ZM153 215H151V216H153ZM191 215V214H190ZM234 215V214H233ZM5 216H6V218H7V215L5 214ZM55 216V215H54ZM58 216V215H57ZM60 216H58V217H60ZM138 216L140 217V215L138 214ZM194 216H196V215H194ZM193 216V217H194ZM235 216V215H234ZM241 216V215H240ZM2 217V216H1ZM56 217V216H55ZM54 217V218H55ZM64 217V216H63ZM63 217H61V219L63 218ZM136 217H137V214H136ZM135 217V219H139L138 217L136 218ZM146 217V216H145ZM199 217V216H198ZM24 218H27L28 220H29V225L25 228V229H22V228H20V223H21V221L24 219ZM64 218H66V216L64 217ZM63 218V219H64ZM74 218H76V217H74ZM73 218V216L71 217V220L72 219H74ZM148 219H150L149 217H147ZM147 218H145V219H147ZM196 218H197V216H196ZM201 218V217H200ZM46 219V218H45ZM48 219V218H47ZM195 219V218H194ZM7 219H5V221H6ZM65 220V219H64ZM68 220H70V219H68ZM238 220V219H237ZM59 221H60V219H59ZM73 222H74V220H72ZM139 220H137V222H138ZM141 221H143V220H141ZM147 222L149 221V220H146ZM145 221V224L147 223ZM244 221H246V220H244ZM65 222H66V220H65ZM70 222V221H69ZM68 222V223H69ZM71 223V224H74V223ZM84 222V224H85V222L86 221H83ZM135 222H136V220H135ZM136 222V223H137ZM67 223V222H66ZM66 223H64V225L66 224ZM139 223H140V221H139ZM246 223H248V222H246ZM58 224V223H57ZM76 224V223H75ZM73 225V226H71L70 227V229H73L74 227H77L78 226V224H77V226L76 225ZM81 224H83L82 222H81ZM242 224H244V223H242ZM242 224L241 225H239V226H242ZM156 225H158V223L157 224H155V225H152V226H156ZM212 225V224H211ZM245 225V224H244ZM248 225V224H247ZM85 226V225H84ZM151 226V225H150ZM150 226H149V228L147 229L145 226H144V228H146V229H144L145 231H146V234L147 233H150V232H153V233H155V230H154V228H150ZM246 226V225H245ZM244 226V227H245ZM79 228H80V226H78ZM143 227V226H142ZM234 227V226H233ZM161 228V227H160ZM166 228V227H165ZM53 229V228H52ZM65 229H66V225H65ZM159 228H157V230H158ZM234 229V228H233ZM67 230V229H66ZM75 230H77V229H75ZM75 230L73 229V231L75 232ZM139 230H140V226H139ZM142 230V229H141ZM162 230H165V229H162ZM162 230H159V232H160V234L162 233ZM246 230V229H245ZM69 231V230H68ZM73 231H69V233L70 232H73ZM167 231V230H166ZM221 231V230H220ZM231 231V230H230ZM141 233V231H138V233ZM261 232V231H260ZM79 233H81V231L79 232ZM139 233V234H140ZM76 234V233H75ZM162 234H164V233H162ZM161 234V235H162ZM232 234V233H231ZM65 235V234H64ZM69 235V234H68ZM151 235V234H150ZM154 235V234H153ZM161 235H159V237L158 238H160L161 239ZM261 235V234H260ZM260 235H259V237H260ZM77 236V235H76ZM82 236H83V234H82ZM88 236V235H87ZM140 236V237H139ZM138 237H139V239H141V234L139 235ZM178 236V235H177ZM231 236V235H230ZM239 236V235H238ZM244 236V235H243ZM246 236V235H245ZM253 236H254V233H253ZM79 237V236H78ZM81 237V236H80ZM94 237V236H93ZM93 237H89V239H93ZM119 237V236H118ZM117 237V238H118ZM121 237V236H120ZM153 237V236H152ZM155 237V236H154ZM164 237H166V236H164ZM235 237V236H234ZM98 238V237H97ZM101 238V237H100ZM123 238H125V237H123ZM177 238V237H176ZM221 238H223V236L221 237ZM227 238H229V237H227ZM236 238V237H235ZM234 238V239H235ZM261 238V237H260ZM26 239V238H25ZM24 239V241H27V239L25 240ZM88 239V238H87ZM116 239V238H115ZM122 238H120V240H121ZM126 239V238H125ZM137 239V238H136ZM149 239V238H148ZM147 239V240H148ZM170 239H172V236H171V238ZM169 239V240H170ZM178 239V238H177ZM239 238H237V240H238ZM22 240H23V238H22ZM22 240L20 241V243H22ZM52 240V239H51ZM77 240H78V238H77ZM83 240V239H82ZM94 240H96V238L95 239H93V240H90V241H94ZM119 240V239H118ZM123 240L124 239H122L121 241L123 242ZM127 240V239H126ZM141 240H143V239H141ZM147 240H144L145 242H144V244L142 245V246H145L146 244L148 245V244H151V242L152 243H154L153 241H149V243H146V241ZM151 240H152V238H151ZM157 240H159V239H157ZM179 240V239H178ZM247 240V239H246ZM38 241V240H37ZM138 241V240H137ZM147 241V242H148ZM164 241V240H163ZM171 241H174V239L173 240H171ZM228 242H229V240H227ZM264 241V240H263ZM18 242V241H17ZM124 242H125V240H124ZM123 242V243H124ZM128 242V241H127ZM141 242V243H140ZM142 242L143 241H140L139 240V242L138 243H140V244H142ZM157 242H159V241H157ZM160 242H162V241H160ZM160 242L158 243V245H160ZM240 242V241H239ZM242 242H245V241H242ZM249 242V241H248ZM247 242V243H248ZM250 242H252V241H250ZM249 242V243H250ZM256 242V241H255ZM254 242V243H255ZM56 243V242H55ZM75 243H76V241H75ZM83 243H84V241H83ZM99 243V242H98ZM118 243H120L119 241H118ZM163 243V242H162ZM161 243V244H162ZM181 243V242H180ZM182 243H184V242H182ZM224 243V242H223ZM230 243V242H229ZM29 244V243H28ZM79 244V243H78ZM116 244V243H115ZM121 244L122 243H120L119 245L121 246ZM127 244H131V243H126V249H127V251L129 250V252H124V250H123V252L122 253H125V254H127L128 255V253H130L132 250L131 249H128L129 247L127 246ZM133 244V243H132ZM135 244H136V241H135ZM138 245V246H141V245ZM155 245L154 246H156V242L154 243ZM170 244H172V243H170ZM22 245V244H21ZM30 245H31V243H30ZM77 244H75V246H76ZM88 245V244H87ZM94 245H96V244H94ZM137 245V244H136ZM153 245V244H152ZM163 245V244H162ZM162 245H160V246H162ZM165 245H166V243H165ZM164 245V246H165ZM175 245H178L177 243L175 244ZM226 245V244H225ZM234 245V244H233ZM23 247H24V245H22ZM105 246V245H104ZM104 246H101V248L103 249L104 248ZM131 246V245H130ZM134 245H132V247H133ZM137 246V247H138ZM153 246V247H154ZM159 246V247H160ZM55 247V246H54ZM59 247V246H58ZM82 247V246H81ZM96 247H98V246H96ZM95 247V248H96ZM116 247V246H115ZM122 247V246H121ZM146 247V250L148 249L149 250V245L148 246H145ZM148 247V248H147ZM158 247V248H159ZM224 247V246H223ZM226 247V246H225ZM224 247V248H225ZM239 247V246H238ZM76 248H77V246H76ZM123 248H125V247H123ZM135 248V247H134ZM143 248V247H142ZM229 248H231L232 249V247H229ZM235 248V247H234ZM240 248V247H239ZM78 249V248H77ZM90 249V248H89ZM102 249H99V250H101V253H102ZM105 249V248H104ZM103 249V253H105V250ZM137 249H141V247L139 248H137ZM223 249V248H222ZM35 250V249H34ZM118 250V249H117ZM143 250H144V248H143ZM36 251V250H35ZM91 251H93V250H91ZM95 251H96V249H95ZM115 251V250H114ZM120 251V250H119ZM135 251V253L138 251V250H134ZM231 251V250H230ZM77 252H79V251H77ZM76 253V252H75ZM102 253V254H103ZM121 253V252H120ZM121 253V254H122ZM142 253L143 252H141V255H142ZM134 254V253H133ZM94 255H96L95 253H94ZM105 255V254H104ZM119 256V255H118ZM122 256H123V254H122ZM137 256H139V255H137ZM96 257V256H95ZM128 257H129V255H128ZM132 256H130L128 259H132L131 258ZM140 257V256H139ZM143 256H141V258H142ZM112 258V257H111ZM117 258H119V257H117ZM117 258H115L116 259V261H118L119 262V260H117ZM126 257L125 256H123V259H125ZM127 259V258H126ZM133 259H134V257H133ZM188 259V258H187ZM95 260V259H94ZM93 260V261H94ZM98 260V259H97ZM101 260V259H100ZM112 260V259H111ZM141 260V259H140ZM211 260V259H210ZM114 261V260H113ZM112 261V262H113ZM126 261V260H125ZM134 261H137V259L135 258L134 259ZM139 261V260H138ZM144 261V260H143ZM97 262H99V261H97ZM117 262V263H118ZM140 262H142V261H140ZM222 262H223V259H222ZM94 263V262H93ZM100 263V262H99ZM128 263H130V261L128 262ZM139 263V262H138ZM260 263V262H259ZM101 264V263H100ZM112 264H114V263H112ZM120 264V263H119ZM121 264H123L122 262H121ZM216 264V263H215ZM222 264H224V263H222Z\"/></svg>",
	"mask_w": 264,
	"mask_h": 264
}]
</instances>
